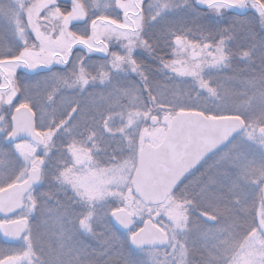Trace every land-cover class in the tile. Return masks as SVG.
<instances>
[{"label": "snow or ice", "instance_id": "snow-or-ice-1", "mask_svg": "<svg viewBox=\"0 0 264 264\" xmlns=\"http://www.w3.org/2000/svg\"><path fill=\"white\" fill-rule=\"evenodd\" d=\"M0 236V264H264V0H0Z\"/></svg>", "mask_w": 264, "mask_h": 264}, {"label": "trees", "instance_id": "trees-1", "mask_svg": "<svg viewBox=\"0 0 264 264\" xmlns=\"http://www.w3.org/2000/svg\"><path fill=\"white\" fill-rule=\"evenodd\" d=\"M94 59H95V57H94ZM238 67H243V65H242V64H240V65H238ZM158 79H159V78H158ZM96 91H97V93H99V91H100V90H99V89H97ZM3 244H4V243H2V242H1V245H3Z\"/></svg>", "mask_w": 264, "mask_h": 264}, {"label": "water", "instance_id": "water-1", "mask_svg": "<svg viewBox=\"0 0 264 264\" xmlns=\"http://www.w3.org/2000/svg\"><path fill=\"white\" fill-rule=\"evenodd\" d=\"M1 240L4 241V238L2 236H0Z\"/></svg>", "mask_w": 264, "mask_h": 264}, {"label": "rangeland", "instance_id": "rangeland-1", "mask_svg": "<svg viewBox=\"0 0 264 264\" xmlns=\"http://www.w3.org/2000/svg\"><path fill=\"white\" fill-rule=\"evenodd\" d=\"M0 245H1V242H0Z\"/></svg>", "mask_w": 264, "mask_h": 264}]
</instances>
